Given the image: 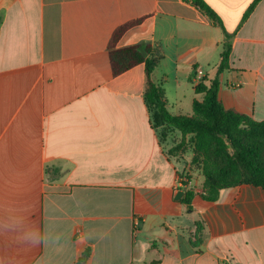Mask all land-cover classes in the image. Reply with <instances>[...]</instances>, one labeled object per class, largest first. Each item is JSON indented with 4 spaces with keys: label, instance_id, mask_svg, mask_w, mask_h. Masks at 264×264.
<instances>
[{
    "label": "crops",
    "instance_id": "obj_1",
    "mask_svg": "<svg viewBox=\"0 0 264 264\" xmlns=\"http://www.w3.org/2000/svg\"><path fill=\"white\" fill-rule=\"evenodd\" d=\"M203 2L217 21L184 0H0V264H264V191L175 200L192 154L152 127L144 65L111 73L112 34L141 20L115 48H159L170 114L216 79L225 110L264 121V0Z\"/></svg>",
    "mask_w": 264,
    "mask_h": 264
},
{
    "label": "trees",
    "instance_id": "obj_2",
    "mask_svg": "<svg viewBox=\"0 0 264 264\" xmlns=\"http://www.w3.org/2000/svg\"><path fill=\"white\" fill-rule=\"evenodd\" d=\"M211 20L215 15L203 0H184ZM259 0H255L256 3ZM141 20L120 26L113 34L108 48V59L112 76L143 64L146 87L143 95L154 129H170L180 133V140L170 150L171 153L188 151L192 153L190 167H198L203 176L202 194L186 189L180 202L189 206L194 197L208 202L219 199L222 190L237 185H252L264 191V121H254L250 117L225 110L217 98L218 83L213 80L209 87L199 83L195 93L203 94V100H194L191 116H174L166 108L164 90L153 83L151 75L162 58L158 47L141 43L116 49L115 44L128 29L137 26ZM230 44L225 37L220 54L218 73L226 69ZM188 172L179 175L190 181ZM197 227V235L201 232ZM83 255L76 264H84Z\"/></svg>",
    "mask_w": 264,
    "mask_h": 264
},
{
    "label": "rangeland",
    "instance_id": "obj_3",
    "mask_svg": "<svg viewBox=\"0 0 264 264\" xmlns=\"http://www.w3.org/2000/svg\"><path fill=\"white\" fill-rule=\"evenodd\" d=\"M157 131H158V134H159V137L161 138V139H165V138H167L168 136H169V131L167 130V129H163V128H158L157 129ZM171 139H172V144H173V146H172V148L175 146V144L180 140V139H177L175 136H171ZM171 148V149H172ZM171 149H169V153H171ZM187 152H189V150L187 151H184L182 154H180V153H171V154H173V155H181V157H184L186 154H187ZM192 154V153H191ZM192 158V157H191ZM189 166H190V161H189ZM190 169L193 171V173H195V175H194V182H193V184H191V187H192V190L195 192L196 191V194H202L203 193V191H202V185H203V176H202V173H201V171H200V168H198V167H190ZM198 177H200L201 178V180H202V182L200 183V182H198V184H197V178ZM193 178V177H192ZM190 182V181H189ZM197 189H199L200 191H198Z\"/></svg>",
    "mask_w": 264,
    "mask_h": 264
},
{
    "label": "built area",
    "instance_id": "obj_4",
    "mask_svg": "<svg viewBox=\"0 0 264 264\" xmlns=\"http://www.w3.org/2000/svg\"><path fill=\"white\" fill-rule=\"evenodd\" d=\"M196 73H197L198 76L202 75V71L201 70H197ZM178 184H179V187L182 188L184 191L186 189H190L189 188L190 187V182H189V180H187L185 178H179Z\"/></svg>",
    "mask_w": 264,
    "mask_h": 264
},
{
    "label": "water",
    "instance_id": "obj_5",
    "mask_svg": "<svg viewBox=\"0 0 264 264\" xmlns=\"http://www.w3.org/2000/svg\"><path fill=\"white\" fill-rule=\"evenodd\" d=\"M184 190H181L178 195L175 197V200H179L181 195H183Z\"/></svg>",
    "mask_w": 264,
    "mask_h": 264
}]
</instances>
